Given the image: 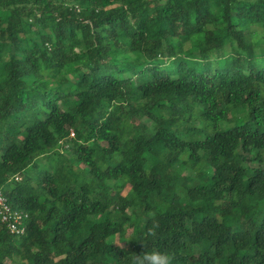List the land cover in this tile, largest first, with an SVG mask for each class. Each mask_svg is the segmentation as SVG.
I'll list each match as a JSON object with an SVG mask.
<instances>
[{
    "label": "trees",
    "instance_id": "trees-1",
    "mask_svg": "<svg viewBox=\"0 0 264 264\" xmlns=\"http://www.w3.org/2000/svg\"><path fill=\"white\" fill-rule=\"evenodd\" d=\"M261 46L264 0H0V264H264Z\"/></svg>",
    "mask_w": 264,
    "mask_h": 264
},
{
    "label": "built area",
    "instance_id": "built-area-1",
    "mask_svg": "<svg viewBox=\"0 0 264 264\" xmlns=\"http://www.w3.org/2000/svg\"><path fill=\"white\" fill-rule=\"evenodd\" d=\"M69 137H74L73 131H70ZM16 181L20 180L17 176L14 178ZM29 215L24 211L13 209L0 189V223L5 225L9 233L15 236H24L26 233L25 223Z\"/></svg>",
    "mask_w": 264,
    "mask_h": 264
},
{
    "label": "clouds",
    "instance_id": "clouds-1",
    "mask_svg": "<svg viewBox=\"0 0 264 264\" xmlns=\"http://www.w3.org/2000/svg\"><path fill=\"white\" fill-rule=\"evenodd\" d=\"M149 235L155 236L156 233L149 230ZM131 256L132 264H173V257L169 252L158 249H153L149 252L143 244H141V251L139 253H132Z\"/></svg>",
    "mask_w": 264,
    "mask_h": 264
},
{
    "label": "rangeland",
    "instance_id": "rangeland-1",
    "mask_svg": "<svg viewBox=\"0 0 264 264\" xmlns=\"http://www.w3.org/2000/svg\"><path fill=\"white\" fill-rule=\"evenodd\" d=\"M157 0H150V5H154L156 3ZM262 47V51H264V46H261ZM163 63L164 61H161V62H156L155 64L156 65H162L163 67ZM132 85H135L134 84V81L132 82ZM240 111H233L232 113L229 114V118H233L236 114H239ZM234 121H230L228 123V126H234L235 125V122L233 123ZM44 162L42 161H37V167H29L27 170H26V174L28 172V174L31 176V179L33 180L32 183L35 184L38 180V176H40L41 172L44 170V166H42ZM183 175H186L188 173L187 169L185 170H180ZM129 189V186H126L123 190V194H126L127 191ZM157 203H160V200H157ZM129 231L126 232V234L128 233ZM5 263L9 264V261L8 260H4Z\"/></svg>",
    "mask_w": 264,
    "mask_h": 264
}]
</instances>
